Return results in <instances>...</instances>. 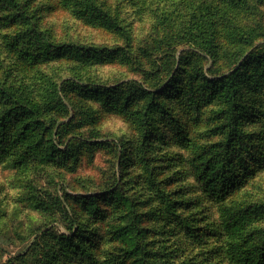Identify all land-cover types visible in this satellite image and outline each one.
Returning <instances> with one entry per match:
<instances>
[{"label": "rangeland", "instance_id": "1", "mask_svg": "<svg viewBox=\"0 0 264 264\" xmlns=\"http://www.w3.org/2000/svg\"><path fill=\"white\" fill-rule=\"evenodd\" d=\"M229 1L0 0L3 89L27 24L88 50L38 57L46 100L0 140V264H114L117 235L139 264H264V0ZM231 8L257 35L212 56L163 34Z\"/></svg>", "mask_w": 264, "mask_h": 264}, {"label": "trees", "instance_id": "2", "mask_svg": "<svg viewBox=\"0 0 264 264\" xmlns=\"http://www.w3.org/2000/svg\"><path fill=\"white\" fill-rule=\"evenodd\" d=\"M247 1L248 0H241L240 4L244 5L245 2L247 3ZM229 2L234 3L235 5L237 3L234 2V0H231ZM231 9L233 10L229 12L228 9L219 11L210 9L209 15L205 14V16H203L202 18L199 17L200 20L197 21L195 20L196 18H194L193 20H195V24H192V20L191 22H189V25L187 27H169L164 29L163 34H165L166 37L172 35L176 40L182 39L188 45L201 48V52L203 54L212 56L218 51L219 47H223L226 45V43H228L230 39L229 31H232L235 39L247 37L248 40H251L257 35V32L254 28L240 27L236 30L231 29V24L240 20V16L242 15L241 13L232 15V13L238 12L236 10L238 8ZM225 17L229 18L228 23L224 20ZM23 25H26V22L23 23ZM25 28L30 32L27 36L28 38L22 41H24L26 45H31L32 47H34V49L37 48L36 52L38 53L33 56H23L26 52H23V47H19L22 38L21 35L15 36L12 40L13 43L11 44V49L21 55L18 56L19 60L16 62V75L19 77V81L15 84H10L8 89H3L2 87H0V101L6 103L4 105L0 104V140L3 143H6L5 141L8 138V131H10L11 129L8 128V125H12V123H21L22 125V123H25L27 121L34 122L35 116L28 117V113L30 112L32 106H35L38 101L44 102L46 100V98H43L42 95H39L37 93L35 87V85H37V82H35V80L31 76L34 68L33 66L36 64L38 57L45 58L52 52H54L55 54L63 52L85 54L88 51L85 49L76 48V46L74 45L59 47L53 46V44L48 41L49 39H47L43 34H40L37 31L35 26H30L29 24H27ZM114 28L117 29V27ZM245 31H247L248 33ZM220 38L223 40L222 42H220ZM260 59L264 60V57ZM260 62L261 61H259V63ZM9 71H11V68H9ZM9 73L10 72H6L5 75H8ZM223 86L224 89H230L229 94L235 93L236 85H234L233 83L230 85L223 84ZM109 92L110 91L107 90L104 95ZM24 99H32V102L29 103L30 108H28V105L22 104L24 102ZM32 126L33 125H30L29 128H27V126L24 127V131H26V134L30 133L29 129ZM45 130H47V128H45ZM123 157L125 158V156ZM203 181L205 182L206 190L212 194H217L218 191H220L226 185L225 176H218L216 172H212V174H209V176L204 177ZM117 237V243H120L122 245L121 252H124L125 254L120 258L114 259V264H139L140 262H142L141 259L138 258V253L134 251V242L129 239H124V237L121 235H117Z\"/></svg>", "mask_w": 264, "mask_h": 264}]
</instances>
